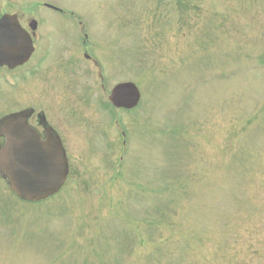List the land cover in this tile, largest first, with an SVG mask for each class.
<instances>
[{"label":"rangeland","instance_id":"rangeland-1","mask_svg":"<svg viewBox=\"0 0 264 264\" xmlns=\"http://www.w3.org/2000/svg\"><path fill=\"white\" fill-rule=\"evenodd\" d=\"M24 9L55 16L43 18L55 26L54 73L67 70L68 48L82 49L81 20L106 87L133 81L141 101L98 110L76 65L55 79L54 99L37 80V104L25 105L53 114L70 99L68 121L53 119L72 125L70 177L40 201L1 178L0 264H264V0H24Z\"/></svg>","mask_w":264,"mask_h":264},{"label":"flooded vegetation","instance_id":"flooded-vegetation-1","mask_svg":"<svg viewBox=\"0 0 264 264\" xmlns=\"http://www.w3.org/2000/svg\"><path fill=\"white\" fill-rule=\"evenodd\" d=\"M42 5L47 12L69 15L65 9L63 10L54 3L43 2ZM3 16H7L9 22L0 28V83L2 84L1 92L3 90L6 92L4 95L6 103L3 104L5 106L3 107L4 111L0 115V148L4 147L9 141L17 142V140H11L9 136L11 123L16 124V121L17 123L23 122L30 129L34 130L35 136H38L36 138L39 148L41 149L40 146H42L45 150H53L55 154L54 158L58 160L57 167L63 168L65 179L61 187L56 191L60 193L67 187L70 177V155L65 144L68 142V130L71 131L72 125L69 122H64L62 127L60 126L59 128L53 119L55 118L59 123L63 115V118L68 121L66 114H70L67 111V105L70 99L68 97L58 98L57 100L63 101L64 110L61 107L53 106L51 110L53 114L48 112L45 106L36 105V110L34 106L25 105L28 97L33 99V102L37 104V80L42 79L41 81L46 83L41 90L42 95L40 96L44 100H47V97L54 99L55 84L57 85L55 79L58 80V78H61L69 80L64 76L67 75L65 72H68L67 70L72 69L73 65H76L78 69L81 68L80 70L83 71V74L89 82L86 85L87 88L82 89V92L86 99L89 98V95L94 96L93 98H95L94 100L98 110H105L106 108L112 107L117 110L129 111L136 107L133 109L117 107L110 100V94L113 88L124 81L115 83L109 89L106 87V74L101 64V58L88 49L89 46H92L89 42L91 38L81 20H79V26L81 27L80 34L84 37L83 47L82 49L78 48L75 50L74 47L72 49L68 48V60L65 63L67 70L62 69L58 74L57 71L54 73L53 66L52 68L50 65L47 66L53 60L54 68H58V66L55 67L57 62L55 50L57 47L53 48V44H51V34L54 35L52 26L54 28L55 26L53 24H43V18L44 21L47 20L46 18H49L52 22H55V16L51 14L41 16L27 14L24 9V0H0V19ZM92 43L96 45L94 42ZM74 51L77 53L76 56H74ZM49 67L50 71H48ZM47 80L51 83H47ZM68 86L71 89V84H68ZM27 90L28 94H26ZM66 91H68L67 87ZM12 98H16V100ZM56 111L60 112V114H57ZM75 115L87 116L84 109L82 111H75ZM69 121L72 122L71 120ZM116 123L117 120L115 119L114 124ZM15 124L12 131L17 127ZM21 141L19 140L18 142ZM60 161L63 162L61 166ZM1 178L7 180V177L0 173V180Z\"/></svg>","mask_w":264,"mask_h":264},{"label":"water","instance_id":"water-1","mask_svg":"<svg viewBox=\"0 0 264 264\" xmlns=\"http://www.w3.org/2000/svg\"><path fill=\"white\" fill-rule=\"evenodd\" d=\"M8 22L7 16L2 17L0 28ZM140 97L135 83L122 82L113 88L110 100L117 107L133 108L139 103ZM14 124H10L9 136L17 142L9 141L0 148V173L7 177L11 188L21 199L36 201L46 198L63 184V168L57 167L58 160L54 158L53 150H45L42 146V150L39 148L34 130L16 121L17 127L12 131Z\"/></svg>","mask_w":264,"mask_h":264}]
</instances>
